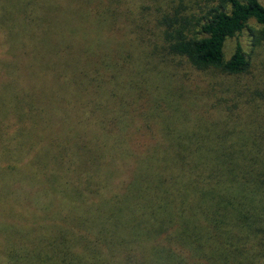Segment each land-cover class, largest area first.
Here are the masks:
<instances>
[{
    "label": "trees",
    "instance_id": "16d2710c",
    "mask_svg": "<svg viewBox=\"0 0 264 264\" xmlns=\"http://www.w3.org/2000/svg\"><path fill=\"white\" fill-rule=\"evenodd\" d=\"M126 4L0 0V225H5L6 185L12 184L19 189L16 198L25 201L24 210H7L25 223L19 231L26 237L4 250L12 251V264H244L247 241H240L238 231L264 230L260 202L253 200L256 193L264 194V138L232 141L218 135L223 140L208 150L192 137L175 136L164 156L157 146L136 154L125 137L129 91L122 74L130 57L127 46L136 41L148 45L145 56L157 66L171 59L176 67H187L183 72L192 82L200 71L243 74L249 68L247 55L237 45L225 59V43L251 20L260 25L264 41V5L259 0H202L189 13L178 7L145 24L134 16L129 24L132 11ZM138 9L145 11L143 4ZM153 23L162 27L155 39ZM127 25L131 39L121 33ZM146 70L147 62L144 73L135 72L139 81L156 86ZM182 104L224 116L212 101L184 99ZM111 149L119 156L126 149L131 154L132 173L118 187L113 182L125 173L128 159L121 158L110 176L105 157ZM88 207L103 223L125 225L130 238L118 228L97 235L90 226L94 240L67 234L68 242L44 244L45 226L67 225ZM84 220L81 227L90 218ZM34 236L42 242L37 258ZM90 248H101L97 258Z\"/></svg>",
    "mask_w": 264,
    "mask_h": 264
},
{
    "label": "rangeland",
    "instance_id": "374dc122",
    "mask_svg": "<svg viewBox=\"0 0 264 264\" xmlns=\"http://www.w3.org/2000/svg\"><path fill=\"white\" fill-rule=\"evenodd\" d=\"M197 1L202 2V0H127L126 8L128 10L129 7L133 12H131L128 22L129 24L133 23L135 16L137 19L142 18L141 21L145 24L148 21H154L158 16H162L167 12L168 14L173 13L174 9L178 7V12L185 8L186 10L183 11V14L189 13V8L194 6ZM259 2L264 5V0H259ZM142 4L145 11L143 12L142 10V14H140L138 8ZM199 12L198 8L194 9L195 15H199ZM153 25L152 38L155 39L161 33L162 27L157 23H153ZM128 26L123 27L125 30L121 33L131 39L130 37L132 36H129V31L126 30ZM130 26L134 28L132 27L133 25ZM259 30L260 25L251 20L237 37L229 39L225 43V59L230 58L237 45H240L243 52L247 55L249 68L245 73L228 75L214 70L200 71V77L198 73L194 74L196 79L194 82L188 80L184 75L187 72V67H176L177 64L171 59H167L163 64L160 61L158 63L159 66H157L156 60L147 58L145 54L146 49L149 47L146 43L136 41L127 46L130 57L127 59L126 67L125 65L123 67L125 73L122 76L128 85L125 93L128 91L129 93L126 96L127 105L123 116L126 119L128 115L130 119L127 121L128 129L125 132V137L130 139L128 140L129 142L126 140L127 143H130V146L132 142L134 143L132 149H135V153L141 152V155H146L149 152L147 151L148 149L153 150L157 146L160 149V155L164 156L166 151H169L168 143L174 141L175 136L182 138L192 137L190 141L203 143L208 150L212 144L223 140L220 137L218 138V135H226V138L228 137L227 140L232 141L241 137L245 140L248 138L251 140L264 138V135H261L264 129V114L262 111L264 103V41L260 39ZM139 32L143 34L141 31ZM120 35L122 34L116 33V36ZM146 62L147 70L145 73L147 77L155 81L156 86L152 82L150 87L149 81L148 84L142 85L139 81V76L136 75V73H144ZM7 75L12 78V73L9 72ZM135 84H140V86L138 85L139 89L136 88ZM61 87L64 89L62 84ZM62 88H60V95L63 94ZM2 89L6 91V88ZM9 89L12 92L14 91V94L18 92L13 85ZM184 99H194L202 102H206V100L212 101L224 111V116L216 114L215 116H210L204 113L206 109L190 111V109L183 106L182 102ZM0 101L2 103L1 99ZM128 105H132V107L129 108L130 106ZM129 109L133 111L129 113ZM66 117L64 116L62 119ZM256 132L257 136L254 135ZM257 149L260 150L259 148ZM128 153L130 152L126 149L120 154L121 157L119 152H113V149H111L105 157L107 161L106 172L111 174L110 176L116 172V166L122 163L123 159L121 158L128 159L122 170V173L126 170L125 173L115 177L116 179L113 182L115 187H118V181L121 178L125 180L128 177L127 181L132 173L131 154ZM260 153L264 154V150ZM251 170L254 172L253 168ZM168 185L170 186V184ZM25 189L27 188L25 187ZM5 190V194L7 192V199L4 201L5 209H11L16 213L24 210L25 201L16 198L19 189H16L11 184L6 185ZM253 200L260 202L261 209H258V213H260L261 225L264 229L263 192L256 193ZM150 203L155 204V202ZM252 205L255 206L254 203ZM7 209L6 215L4 214L1 220L5 222V225L4 227L0 225V264H12L11 261H13L10 256L12 251L6 252L4 250L5 247L17 246V244H20V242L24 243L26 240V237L24 235L22 237L19 231L22 228L21 225H25V223L20 221V219L16 220L14 214H9ZM84 209L85 215H81L80 212L76 213L78 216L75 215L70 220H66L70 221L67 225L62 221L50 222L51 224L48 223L50 224L49 226L43 225V227L45 226L44 229L46 228L44 244L57 239L58 241L64 240L68 242L70 237H67V234H73L76 239H79V236L81 239H84V237L88 240L93 239L95 234H89L88 229L90 226L96 227L97 235L102 230L114 231L118 228L117 230H124L125 239L130 238L125 225L123 226L116 222L103 223L91 207ZM83 217L85 220L90 218L84 224L86 227L80 226L82 223L81 219L84 220ZM237 235H239L241 242L247 241V256L249 259L244 264H264V230L261 233L247 234L238 231ZM31 243L33 244L32 255L37 258L36 252L42 244L41 239L38 236H34ZM90 252L92 256L97 258L101 248H90ZM102 252L106 254L105 250H102Z\"/></svg>",
    "mask_w": 264,
    "mask_h": 264
}]
</instances>
